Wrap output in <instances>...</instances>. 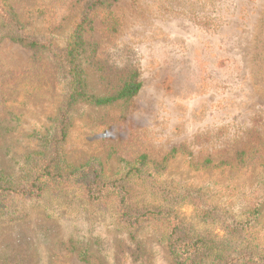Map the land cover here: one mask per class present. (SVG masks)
Here are the masks:
<instances>
[{
    "label": "rangeland",
    "instance_id": "obj_1",
    "mask_svg": "<svg viewBox=\"0 0 264 264\" xmlns=\"http://www.w3.org/2000/svg\"><path fill=\"white\" fill-rule=\"evenodd\" d=\"M90 1L5 5L23 34L59 51ZM90 19L87 91L111 94L131 70L141 88L126 103L73 106L61 160L96 166L115 180L144 155L160 168L169 192L201 196L214 208L211 213L183 198L177 209L187 234L214 243L211 259L220 252L261 256L264 0H115ZM6 30L0 19V177L12 179L56 132L64 84L53 53L23 48L3 37ZM247 219L249 226L231 224ZM153 225L130 235L111 207L87 203L69 189L11 206L0 220V264H173Z\"/></svg>",
    "mask_w": 264,
    "mask_h": 264
},
{
    "label": "trees",
    "instance_id": "obj_2",
    "mask_svg": "<svg viewBox=\"0 0 264 264\" xmlns=\"http://www.w3.org/2000/svg\"><path fill=\"white\" fill-rule=\"evenodd\" d=\"M113 1L115 0L87 2L82 8L79 21L75 23L59 51L52 50L45 41L23 34L16 17L7 12L8 7L5 0L3 1L0 19L2 27L7 28L3 37L34 53H53L64 90L54 120V135L44 138L45 144L40 150L28 154L27 163L19 176L12 179L0 177V220L8 214L13 204L22 207L47 195L61 196L72 189L87 203L111 207L118 217L119 224L129 230L130 235H134L144 223L154 224L152 229L155 233L152 235L159 243L164 244L173 264H264V252L257 258L229 257L220 252L211 259L210 253L214 251V243L206 237H191L187 234L178 221L177 209L179 200L183 198L188 199L194 206L207 207L211 213L214 208L208 206L201 196L187 195V192H169L159 181L160 168L150 166L144 155L126 166V172L115 180L104 178L96 166H73L61 160L58 148L65 139L69 124L67 117L73 106L84 104L102 108L114 103H126L134 98L141 88L137 73L131 70L118 82L111 94L96 96L87 91L83 60L89 63L94 50L84 39L85 27L91 23L90 14L94 9L108 7ZM255 214L254 208L251 215ZM248 221L249 219L243 224H231L244 226ZM246 226H249V223ZM244 231L243 229L241 232ZM79 256L85 259L82 254Z\"/></svg>",
    "mask_w": 264,
    "mask_h": 264
}]
</instances>
